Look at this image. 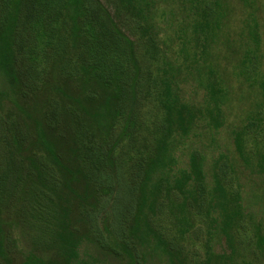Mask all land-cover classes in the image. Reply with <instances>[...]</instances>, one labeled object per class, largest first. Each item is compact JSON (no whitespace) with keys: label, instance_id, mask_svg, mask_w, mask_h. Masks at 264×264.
<instances>
[{"label":"rangeland","instance_id":"rangeland-1","mask_svg":"<svg viewBox=\"0 0 264 264\" xmlns=\"http://www.w3.org/2000/svg\"><path fill=\"white\" fill-rule=\"evenodd\" d=\"M98 1L132 39L140 65L135 110L113 150L114 168L107 151L129 115L133 75L125 48L111 37L105 52L93 51L105 35L85 33L99 29L96 2L78 0L79 30L63 1L25 0L13 10L0 0V53L9 54L12 69L9 80L0 67V264L32 256L126 264L91 231L111 211L126 232L139 211L150 213V225L174 246L172 260L164 248L142 247L135 264H203L208 250L225 256L217 264H264V0H147L145 18L128 14L120 0ZM215 3L224 12L222 32L214 30ZM255 32L260 66L248 78ZM218 81L228 89L220 125L198 116L190 131L167 141L168 182L181 179L183 191H168L164 182L144 200L135 180L163 142L161 97L215 115ZM193 154L200 183L184 180ZM236 196L242 209L223 233L215 220L232 210Z\"/></svg>","mask_w":264,"mask_h":264},{"label":"trees","instance_id":"trees-1","mask_svg":"<svg viewBox=\"0 0 264 264\" xmlns=\"http://www.w3.org/2000/svg\"><path fill=\"white\" fill-rule=\"evenodd\" d=\"M63 1L65 4V9L67 10L68 14L71 16L73 22L74 19L78 23L79 26V9H78V0H60ZM96 2V6L100 12L101 19L99 20V29L93 30L92 27L85 28V33L94 39H99L100 37L96 36V33L101 32L105 34L103 39L99 41V45L94 46L93 51L96 53H103L109 47L110 44L108 42V38L111 37L115 41L122 45L127 52V61L130 64V68L132 70V81L126 84L129 95H130V112L128 117L126 118L125 125L116 138V141L110 146L107 153V160L108 163L114 168L112 156L113 150L117 143L120 142L122 138L126 136V130H128V126L130 123V114H133L135 110V94H136V84L137 78L140 73V65L135 55L134 51V43L132 39H130L126 34L122 32V30L118 27L116 21L112 18L111 14L103 7V5L98 0H92ZM191 5L197 6V0H187ZM187 1L182 2V4L187 3ZM10 6L13 10L18 8L22 3H25V0H9ZM122 6L124 7L125 11L133 16H139L145 18L144 11H148L145 6H149L147 0L137 1V0H120ZM218 7V12L213 11L212 13H216L215 19V27L214 30L222 32L224 24L221 19V15L224 12H221V7L219 3H215ZM210 13V12H209ZM208 14H203V18L200 20L198 27L200 29L205 30L208 28ZM253 33V32H252ZM258 33L255 32L253 36H251V45L254 49L252 52H249V64L250 67L244 68V73L248 78L253 77V73L256 72L260 65V58L261 53L259 49L258 40L259 37ZM109 36V37H108ZM96 60V58H95ZM94 62V60H93ZM254 63L255 68L252 69V65ZM97 64V63H94ZM93 64V65H94ZM0 67L3 69V73L10 78L11 80V67L9 63V54L4 51L3 54L0 53ZM92 68V67H91ZM228 89L221 85V82L218 81L216 86L211 91V96L213 98V107L215 110V115L211 114V110H206L204 113L200 108L196 107L195 105L189 107L188 104L182 103L179 98L171 97L168 94L163 95L160 99L161 105L166 110L165 119L163 122L164 127V134L162 136L163 142L157 145V149L154 155H150L147 159L143 160L140 165L142 175H138L136 180L139 178L141 179L140 187H141V194L143 195L142 198L146 200V195H151L152 198L154 195H157L161 190L166 187L165 183L168 185L169 188L166 190L172 191H183V182L181 179L175 178L173 180V185L169 184V167L173 162V157L168 154V145L170 140H172L174 132L177 131L178 133L186 134L191 128L195 125V120L198 117V120L205 121L207 118L208 125L213 123L214 127H218L221 123L219 117L221 116V104L224 102L226 98ZM260 112V111H259ZM175 129V130H174ZM163 132V131H162ZM167 141L169 142L167 144ZM161 142V141H160ZM56 158V156H55ZM184 180L187 181L191 179V177L196 178L200 183L202 179V173L200 169V162L198 161V157L196 154L191 156L190 160V171L185 172ZM173 187L174 189H171ZM203 189V188H202ZM173 192V191H172ZM203 192V191H202ZM211 195L210 198L213 197V194L209 191ZM205 200L204 196L201 197V201ZM154 203V200H153ZM234 207L231 211L227 212L224 211L223 219H216V227L218 230L225 233L227 230V226H229L230 220H233L235 216L240 212L242 209L241 201L238 196L234 197L233 200ZM151 209V206H148V210ZM150 213H143L139 211L138 214L134 217L133 221L129 223L130 230L126 232L124 228L121 227V230H118L115 226H117V219L114 216L113 211L109 217L104 219L103 225L99 228L95 226L92 228V234L95 237V241L98 245L118 256L126 257V264H135L137 258L139 256V252L142 247H152L153 249H163L166 254H169L170 259L172 260V252L171 249L174 247L171 244V241H166L156 230L150 225ZM0 249L2 250L3 247L0 245ZM12 251L10 248L6 247L4 255L6 253H10ZM4 251L2 250V253ZM224 255H216L213 253L212 250L207 251V257L203 264H217L216 261L220 260V258H224ZM20 264H56L55 261L49 260L48 258L39 259L37 257H29L22 261ZM58 264H78L74 261V256H65Z\"/></svg>","mask_w":264,"mask_h":264}]
</instances>
